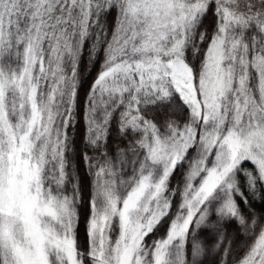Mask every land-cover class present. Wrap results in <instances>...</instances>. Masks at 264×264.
Returning a JSON list of instances; mask_svg holds the SVG:
<instances>
[{
    "label": "snow or ice",
    "instance_id": "obj_1",
    "mask_svg": "<svg viewBox=\"0 0 264 264\" xmlns=\"http://www.w3.org/2000/svg\"><path fill=\"white\" fill-rule=\"evenodd\" d=\"M0 264H264V0H0Z\"/></svg>",
    "mask_w": 264,
    "mask_h": 264
},
{
    "label": "trees",
    "instance_id": "obj_2",
    "mask_svg": "<svg viewBox=\"0 0 264 264\" xmlns=\"http://www.w3.org/2000/svg\"><path fill=\"white\" fill-rule=\"evenodd\" d=\"M89 71H92V69H91V65H88L87 67H85V68L83 69V71H82V75H81V79H82V80L85 79V78H87L89 82L91 81L92 77L95 75V72L92 71V75L89 76V75H88ZM87 87H88V85L85 84L84 89H82V91H81V100H83L84 92L86 91ZM84 224H85V220H84V212H83V210H82V213H81V223H80V226H79V227H80V235H81V238H83V237H84V234H85ZM161 231H163V229H161Z\"/></svg>",
    "mask_w": 264,
    "mask_h": 264
},
{
    "label": "rangeland",
    "instance_id": "obj_3",
    "mask_svg": "<svg viewBox=\"0 0 264 264\" xmlns=\"http://www.w3.org/2000/svg\"><path fill=\"white\" fill-rule=\"evenodd\" d=\"M84 228H86V222H85V224H84ZM85 230V229H84Z\"/></svg>",
    "mask_w": 264,
    "mask_h": 264
}]
</instances>
